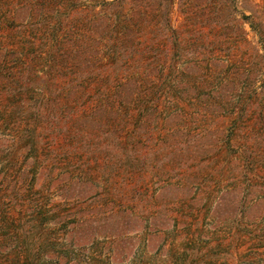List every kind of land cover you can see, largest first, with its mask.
Wrapping results in <instances>:
<instances>
[{"label": "trees", "instance_id": "obj_1", "mask_svg": "<svg viewBox=\"0 0 264 264\" xmlns=\"http://www.w3.org/2000/svg\"><path fill=\"white\" fill-rule=\"evenodd\" d=\"M174 3L0 0V27L7 37L13 30L19 33L12 46L20 49L0 53V75L2 69L18 64L20 69L5 72L19 82L17 91L23 93L35 90L42 76L40 66L50 74L45 76L46 87L53 86L54 76L74 72V92L69 94V82H61L64 89L58 84L59 95L45 97V117L60 134L76 137V161L83 163L76 176L90 174L93 161L100 166L96 173L143 177L139 188L144 207L156 203L165 191H175L168 208H179L176 216L184 221L209 208L205 205L209 187L195 190L208 172H235L234 163L239 177L251 178L250 187L264 182V51L256 47L233 51L221 39L205 38L201 31H193L197 20L191 16L184 30L174 27ZM251 24L255 30L262 28L261 23ZM238 30L246 40L242 24ZM209 42L221 49H206ZM69 108L75 114L65 132L60 124L69 123ZM37 116L33 113V120ZM212 163L218 168L209 171ZM149 179L161 183L159 195L149 194ZM218 210L217 206L216 215ZM200 220L195 226L184 221L180 227L186 241L174 264H197L195 259L207 248L214 257L220 254L219 239L208 241L207 248L200 244ZM234 238L241 255L239 247L247 241L264 244V228L239 222ZM227 245L232 246L225 243L223 254H233Z\"/></svg>", "mask_w": 264, "mask_h": 264}, {"label": "rangeland", "instance_id": "obj_2", "mask_svg": "<svg viewBox=\"0 0 264 264\" xmlns=\"http://www.w3.org/2000/svg\"><path fill=\"white\" fill-rule=\"evenodd\" d=\"M190 16L197 20L193 31H201L205 38L221 39L233 51L253 47L264 51V0H175L172 25L184 30ZM212 17L218 20L212 22ZM207 20L210 22L202 27ZM251 22L257 27L261 23L262 28L255 30ZM240 24L246 40L239 33ZM15 32L7 37L0 27V53L18 49L12 46L17 43L13 36L19 34ZM205 47L221 49L212 42ZM18 68L14 63L0 75V264H174L186 241L180 227L184 221L195 226L200 219V244L207 248V242L216 239L222 244L218 256H212L207 248L204 256L195 259L197 264H264V244L247 241L239 247L241 255L233 246L239 222L253 229L264 228V182L250 187L251 178L239 177L234 163L235 172H208L195 185L197 191L209 187L208 210L182 221L176 216L179 208H168L169 202L175 201V191H165L156 203L144 207L139 188L143 177L96 173L100 166L91 161L92 171L81 179L76 176V168L83 164L76 161V137L60 134L45 117V97L59 95L58 84L63 88V81L70 83L67 88L72 94L75 73L65 72L71 73L65 80V75H56L50 84L57 86L46 87L45 76L50 74L40 66L37 70L42 76L35 90L18 93L19 82L6 75ZM53 105L59 106L55 101ZM66 111L69 121L75 113L70 108ZM33 113L40 116L33 120ZM21 114L27 118L21 120ZM60 125L65 132L71 126L70 121ZM217 164L212 163L209 171L218 168ZM149 182V194L159 195L161 183ZM19 219L21 223H15ZM157 228L160 231L153 234ZM227 242H231L232 246H227L233 254H223Z\"/></svg>", "mask_w": 264, "mask_h": 264}]
</instances>
